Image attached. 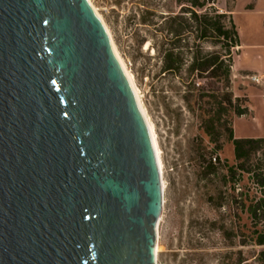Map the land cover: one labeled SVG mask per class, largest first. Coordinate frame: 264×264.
<instances>
[{"label": "water", "instance_id": "95a60500", "mask_svg": "<svg viewBox=\"0 0 264 264\" xmlns=\"http://www.w3.org/2000/svg\"><path fill=\"white\" fill-rule=\"evenodd\" d=\"M153 138L89 0H0V264H157Z\"/></svg>", "mask_w": 264, "mask_h": 264}, {"label": "rangeland", "instance_id": "374dc122", "mask_svg": "<svg viewBox=\"0 0 264 264\" xmlns=\"http://www.w3.org/2000/svg\"><path fill=\"white\" fill-rule=\"evenodd\" d=\"M92 1L129 67L156 132L164 182L157 264H264V244L256 240V231L264 233V219L255 223L248 209L261 190L247 172L235 186L228 178L227 165L236 164L228 132L216 135L218 144L210 138L202 123L212 115V103L189 89L215 79L188 78L186 64L178 75L162 70L158 43L173 37L168 18L184 15V5L177 0ZM253 4V0H216L219 9L236 10L234 19L242 34V46L233 56L232 90L235 96L246 97L243 105L248 112L233 117L234 135L264 138V81L250 79L253 74L264 75L259 68L264 66V16L250 10ZM189 40L194 43L193 36ZM169 44L165 40L164 46ZM204 46L217 49L211 42ZM217 152L220 163L209 173L207 165ZM251 158L255 164L264 159V143Z\"/></svg>", "mask_w": 264, "mask_h": 264}, {"label": "trees", "instance_id": "16d2710c", "mask_svg": "<svg viewBox=\"0 0 264 264\" xmlns=\"http://www.w3.org/2000/svg\"><path fill=\"white\" fill-rule=\"evenodd\" d=\"M177 1L184 5V15L177 14L168 18V29L173 33V37L167 39L165 36L164 40L158 43L157 52L162 54V70L164 73L178 75L186 64L188 78L194 76L199 79H215V82L207 85L198 82L199 87L189 89L198 91L199 99L212 103V115L203 118L202 123L210 138L218 144L219 138L216 135L222 130L228 132V141L233 144L236 158V164L227 165L228 178L233 185H237L239 176L247 172L250 181L259 186L262 195L248 206L252 220L259 222L264 219V159L257 160L255 164L251 163V157L261 149L264 138L234 135L233 117L246 114L248 107L243 105L246 97L235 96L232 90L233 56L236 47L241 45L232 10L219 9L216 0ZM158 31L161 29H157ZM191 36L194 37L193 44L189 40ZM165 40H169V47L164 46ZM206 42H211L217 49H205ZM218 148L220 149L221 145ZM219 155L220 153H215L207 165L209 173H213L215 165L220 163ZM256 233L258 244L263 245L264 233ZM261 255L264 256V250Z\"/></svg>", "mask_w": 264, "mask_h": 264}, {"label": "bare ground", "instance_id": "6f19581e", "mask_svg": "<svg viewBox=\"0 0 264 264\" xmlns=\"http://www.w3.org/2000/svg\"><path fill=\"white\" fill-rule=\"evenodd\" d=\"M89 1H90V3L92 4V6H93V8L95 9V11L97 12V14L99 15V17L103 20L101 14L99 13V10H98L97 7L93 4V1H92V0H89ZM103 22H104V20H103ZM104 23H105V22H104ZM105 26H106V25H105ZM106 28H107V26H106ZM107 30H108V29H107ZM108 32H109V30H108ZM109 35H110V37H111L110 32H109ZM111 40H112V38H111ZM112 44H113V47H114L115 53H116V55H117L119 61L121 62V64H122V66H123V68H124V70H125V72H126L128 78H129V80H130V82H131V84H132V86H133V89H134L135 94H136V96H137V99H138L139 105H140V107H141V110H142V112H143V114H144V116H145V118H146L147 123H148L149 129H150V132H151V135H152V138H153V142H154V145H155V149H156L157 157H158V160H159L160 169H161V171H162V164H161V159H160V151H159L158 144H157V137H156V132H155V129H154V125H153L151 119L149 118V115L147 114V112H146V110H145V107H144V105H143V103H142V100H141V95H140L139 90L137 89V87H136V85H135V82H134L133 76L131 75V72H130V70H129V67L125 64L123 58L121 57L119 51L117 50L115 44L113 43V40H112ZM162 181H163V180H162ZM163 186H164V182H163ZM157 250H158V247H156V253H157Z\"/></svg>", "mask_w": 264, "mask_h": 264}, {"label": "crops", "instance_id": "0c3cea01", "mask_svg": "<svg viewBox=\"0 0 264 264\" xmlns=\"http://www.w3.org/2000/svg\"><path fill=\"white\" fill-rule=\"evenodd\" d=\"M253 1H254L253 8H250V10L251 11H257L258 10V12H260V14H262L264 16V0H253ZM259 5H260V8L257 9V7ZM232 13H233V17H234L236 15V10H232ZM263 21H264V18H263ZM239 33H240V30H239ZM240 36H242L241 33H240ZM241 46H242V44L240 46H238V47H241ZM259 68H260V70H263L264 69V66H260ZM235 136L236 137H239L238 135H235Z\"/></svg>", "mask_w": 264, "mask_h": 264}, {"label": "built area", "instance_id": "2783aa9c", "mask_svg": "<svg viewBox=\"0 0 264 264\" xmlns=\"http://www.w3.org/2000/svg\"><path fill=\"white\" fill-rule=\"evenodd\" d=\"M250 79L256 83L261 84L264 81V75H259V74H253L250 75ZM214 160L216 159V155L213 157Z\"/></svg>", "mask_w": 264, "mask_h": 264}]
</instances>
